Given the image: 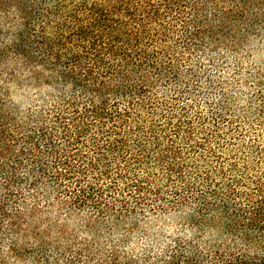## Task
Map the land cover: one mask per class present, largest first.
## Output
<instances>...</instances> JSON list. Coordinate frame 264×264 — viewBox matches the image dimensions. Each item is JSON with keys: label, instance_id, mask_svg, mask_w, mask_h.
I'll return each instance as SVG.
<instances>
[{"label": "trees", "instance_id": "trees-1", "mask_svg": "<svg viewBox=\"0 0 264 264\" xmlns=\"http://www.w3.org/2000/svg\"><path fill=\"white\" fill-rule=\"evenodd\" d=\"M262 21L264 0H0V264H129L106 218L170 200L219 228L151 226L136 264H264V76L211 94L196 64Z\"/></svg>", "mask_w": 264, "mask_h": 264}, {"label": "snow or ice", "instance_id": "snow-or-ice-1", "mask_svg": "<svg viewBox=\"0 0 264 264\" xmlns=\"http://www.w3.org/2000/svg\"><path fill=\"white\" fill-rule=\"evenodd\" d=\"M213 55H215L219 61L220 65L228 71L227 64L225 61H232V69L229 71V76L236 81L238 85L247 91L244 88V83L247 80V77L242 81L241 68L244 72L247 73L249 77L253 76L254 72H260L264 76V21L261 22L260 28L256 30H249L247 25H245L244 30L241 32L238 28L235 35L229 36L225 40H218L216 46L213 49ZM243 57L241 62L240 57ZM259 66V67H257ZM5 75L9 70V63L5 61L4 65ZM235 73L236 75H233ZM211 83V81H209ZM0 84L4 85L5 94H7L8 85L6 81L0 80ZM135 199V197H133ZM147 207L140 205V202L137 201V205H140L137 209L136 206H133L135 212H128L127 216L117 213L114 216L106 218L105 221V230L109 233V239L112 241L110 247L112 251H116V247H119V255L125 256L129 264H136L137 260L140 257H144L149 253L146 251L151 249L156 245L155 237L151 236L152 227L156 224H163L166 227L161 228V232H166V239L171 242L174 233L168 229H175V234L180 237H185L184 231L182 228L187 226L190 223L197 224L200 227L201 231L203 230L204 219H207L208 223L213 228H219L218 223H213L211 219V214L208 217H204V214L201 212L200 208H197L195 205L185 201L184 205L175 204L171 202H145ZM197 216L201 217V220L198 221ZM181 225V228H176V225ZM7 222H5V227H7ZM189 232L193 235H199L194 228L189 229ZM7 235V233H5ZM14 239V238H13ZM177 244H180L181 241L177 240ZM247 243V241H246ZM13 247H19L14 245ZM26 248L35 247V244L24 245ZM3 251L5 256H12L13 259L16 257L12 253L8 252L7 241L3 246ZM167 250L164 251V256L167 257ZM151 255L155 257L156 253L151 252ZM23 262V264H29L28 259L24 256H20L18 264Z\"/></svg>", "mask_w": 264, "mask_h": 264}, {"label": "rangeland", "instance_id": "rangeland-1", "mask_svg": "<svg viewBox=\"0 0 264 264\" xmlns=\"http://www.w3.org/2000/svg\"><path fill=\"white\" fill-rule=\"evenodd\" d=\"M198 55L192 56V57H197ZM213 58L211 60H209L211 57H197L198 59V63H196L197 65H200L201 68H204L203 70L205 71L204 74L202 73H197L200 78L199 82L201 81L200 85L202 86V89H205L207 92H212L211 94H216V92L214 93V91L212 88L214 87H218L221 88V90H226V91H233L234 92H240V93H247L249 92V86L251 85V79L246 80V82L244 83V88L247 89V91H243V89L240 87V85H238L236 83V81L234 79H232V77L229 76V71H231L232 69V61H225V63L227 64L228 67V71L225 70L224 67H222L220 65V61L216 56H212ZM242 59L243 63H246V61H243V57H240ZM195 59V58H194ZM210 62H209V61ZM212 64V65H210ZM259 67V66H257ZM195 68V67H193ZM241 72H243V76H241V80L243 81L245 79V77H247V73L244 72L243 68H241ZM233 75H236L235 73H233ZM209 77H211V83L214 84V86L209 83ZM190 87V86H189ZM183 90H191L189 89H185V87H182ZM211 89V90H210ZM12 91V98L15 102L16 105L20 106V107H26L27 104V100H24L21 98V92L17 91L16 88H11ZM159 225L160 227L162 226V224H157V226L155 227V231L158 233L159 232ZM164 228L166 227L165 225L163 226ZM176 228H179L178 225H176ZM170 231H173V233L175 234V229H168ZM163 237L166 238V232H162ZM160 247H156V250L159 249Z\"/></svg>", "mask_w": 264, "mask_h": 264}]
</instances>
